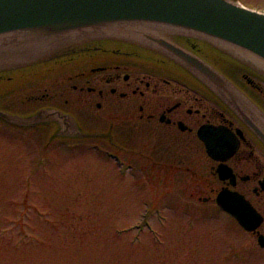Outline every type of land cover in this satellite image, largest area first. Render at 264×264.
I'll list each match as a JSON object with an SVG mask.
<instances>
[{"label": "rangeland", "instance_id": "obj_1", "mask_svg": "<svg viewBox=\"0 0 264 264\" xmlns=\"http://www.w3.org/2000/svg\"><path fill=\"white\" fill-rule=\"evenodd\" d=\"M239 1L248 8L264 11V0ZM220 66L239 78L237 71ZM37 94L39 92L31 89L15 98L16 104L7 108L18 113L32 112L41 105H25L23 100ZM62 94L54 90L51 102L59 101ZM65 94L67 92L63 96ZM96 103L97 100L91 101V109ZM95 121H92L93 127ZM1 131L0 227L21 211L23 184L24 195L27 190L31 204L28 214L34 227L30 233L37 239L22 241L18 232L8 233L1 231L7 230L5 227L0 228V264H225L222 257L227 256L230 258L226 264H264V256L263 260L259 259L257 249H254L255 239L230 224L224 216L214 222L196 219L191 227L181 215L182 209L175 204L165 205L166 198H172V193H175L174 198H181L179 184H175L171 194L162 195L159 200L162 220L155 217L149 221L155 226L158 223L155 227L158 234L153 240L146 234L136 244H130L132 235L119 230L143 221L142 200L145 196L136 185V179L130 175L125 179L120 177L115 161L104 160L107 155L99 153L92 143L76 147L59 145L54 150L55 158L51 157L53 161L50 158V165L43 164L32 170L28 165L40 157L45 139L40 133L21 134V138L7 128ZM23 139L27 141H18ZM180 144L181 141L172 146L173 151L169 149L163 154L182 155ZM151 158L155 162L160 159ZM151 162L146 167L144 163L132 161L147 172L153 166ZM138 176L145 178L141 172ZM180 176L182 186H187L190 176L184 173ZM249 198L256 203L253 196ZM26 212L24 207L23 214ZM40 216L43 219H38ZM123 233L125 235L120 236ZM160 239L166 247L154 244H159Z\"/></svg>", "mask_w": 264, "mask_h": 264}, {"label": "water", "instance_id": "obj_2", "mask_svg": "<svg viewBox=\"0 0 264 264\" xmlns=\"http://www.w3.org/2000/svg\"><path fill=\"white\" fill-rule=\"evenodd\" d=\"M155 24L165 31L150 32ZM175 35L206 42L264 76V15L230 0H0V56L6 65L14 64L18 54L23 59L32 56L30 61L35 55L53 59L77 51L83 42L128 36L181 62L264 144V114L217 71L164 38ZM11 53L15 59L7 58ZM54 118L63 119L44 111L29 120L10 121L40 125ZM203 141L212 158L227 159L222 157L223 145L212 146L206 135ZM218 204L248 231L262 222L238 194L223 193Z\"/></svg>", "mask_w": 264, "mask_h": 264}, {"label": "flooded vegetation", "instance_id": "obj_3", "mask_svg": "<svg viewBox=\"0 0 264 264\" xmlns=\"http://www.w3.org/2000/svg\"><path fill=\"white\" fill-rule=\"evenodd\" d=\"M123 58L112 64L99 62L98 68L80 71L77 79H70V89H74L75 93L86 99L89 95L96 96L99 125L105 126L112 121L114 124L110 127L114 135L129 137L137 126L138 131L153 140L166 137L170 141H176L179 137V141L183 143H194L201 127L223 126L227 123L224 115L211 108L208 102L204 103L189 91L184 92L179 86H172L170 81L161 76L144 72L141 64L128 61L129 56L125 55ZM182 93L187 94L184 100L180 98ZM69 104L66 101V105ZM112 114V120H109ZM179 123L186 126L184 131L178 126ZM164 128L180 134H164ZM102 129L99 127V130ZM193 150L198 152V148ZM255 153L245 136L239 154L228 163L237 177L236 189L241 192L251 191L254 195L258 191L259 181L263 179L264 169L263 161ZM215 167L211 168L214 170ZM171 168L179 169L176 166ZM226 185L223 184L224 187ZM260 195L255 196L260 198Z\"/></svg>", "mask_w": 264, "mask_h": 264}]
</instances>
